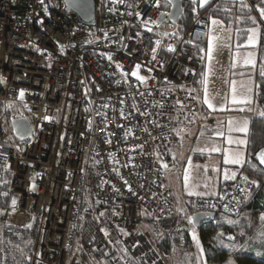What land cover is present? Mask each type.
I'll return each instance as SVG.
<instances>
[{"label":"built area","instance_id":"built-area-1","mask_svg":"<svg viewBox=\"0 0 264 264\" xmlns=\"http://www.w3.org/2000/svg\"><path fill=\"white\" fill-rule=\"evenodd\" d=\"M95 2L89 25L64 0H0L1 196L16 201L0 209V223L36 226L28 264H83L114 242L138 264H166L145 227L172 236L197 229L194 213L239 217L256 186L238 174L177 212L164 165H174L177 122L199 109L190 86L209 19L199 15L181 36H154L165 0ZM17 118L29 123L24 139Z\"/></svg>","mask_w":264,"mask_h":264},{"label":"rangeland","instance_id":"rangeland-1","mask_svg":"<svg viewBox=\"0 0 264 264\" xmlns=\"http://www.w3.org/2000/svg\"><path fill=\"white\" fill-rule=\"evenodd\" d=\"M245 1L248 4L247 7L253 4L252 0ZM213 19L217 23L213 24ZM209 20L211 23L209 42L204 47H199L198 53L204 66L201 86H196L197 88L190 86L197 98L206 105L207 109L209 108V116L197 117L193 123H190L192 120L185 121L186 125L179 129L180 143L178 141L179 144L177 143L173 149L174 165L172 168L166 167L167 187L176 202L179 214L186 213L187 210L184 209L192 198L209 197L213 194L219 182L225 180V172L231 175L236 170L238 164L226 163L225 160L237 155L243 157L246 146L236 141L248 137L250 129L247 124L252 117L261 114V110L255 106L254 99L256 55L262 31L261 24L250 28L248 37L253 35L252 30L255 29L253 42H249L247 37L243 45L239 46L231 27L226 26L217 18ZM159 25L162 28V24L159 23ZM173 30L174 28L166 26L162 29L161 36L169 37ZM206 100L208 103L205 102ZM209 103L212 104L211 108ZM238 103L241 104V109ZM212 121L213 123H210ZM240 127H246L247 131H236ZM229 138L233 143H229ZM199 154H208V157L197 159ZM241 174L252 181L247 174ZM261 214H254L251 209H244L239 217L229 218L228 215L226 217L228 221H243L246 229L239 227L229 233L223 232L224 235L212 239L213 246L220 250L230 249L234 254L246 249L249 241L260 243L258 233L264 230V221L260 220ZM145 228L150 230L151 237L158 236L152 244L154 243V249L166 264L204 263L205 252L200 239V229L185 226V230L191 236L190 242L187 243L185 237L183 241L185 231L182 234L171 236L170 248L165 252L161 245L164 236L160 235L157 228L154 229L152 226ZM193 233L203 248L202 256L196 240L193 239ZM98 253H103V256ZM82 259L83 264H138L132 254L118 242L109 244L108 248L99 250L95 255L83 256Z\"/></svg>","mask_w":264,"mask_h":264},{"label":"trees","instance_id":"trees-1","mask_svg":"<svg viewBox=\"0 0 264 264\" xmlns=\"http://www.w3.org/2000/svg\"><path fill=\"white\" fill-rule=\"evenodd\" d=\"M184 2V12L181 15L180 19L175 25H170V27L174 28L172 32H170V36H181L185 33H188L193 26L195 19L199 15H205L210 18H217L221 20L226 26L231 27L234 30L235 39L239 46L243 45L246 41L248 34L250 32V28L261 24V35L259 39V45L257 49L256 55V86H255V100L258 106V110H261V113H264V17L261 16L260 9L264 8L263 0H252L253 4L251 7H247L245 0H211L208 4L201 7L200 0H183ZM246 5V6H242ZM169 3L167 0L164 2V9L169 8ZM254 18V19H253ZM165 28V27H162ZM171 30V29H170ZM161 32H155L154 36H161ZM199 48L196 49V55L198 57ZM199 58V57H198ZM200 60V69L198 70L193 86L200 87L204 66L201 58ZM196 87V88H197ZM248 155L246 159V163L241 167L237 168L238 173L247 174L252 181H256L255 184L256 189H254L253 200L250 204L244 209H251L252 213L259 214L264 213V169L258 164L256 159L257 151L264 147V115H256L250 120V132L248 135ZM173 149L175 145L177 146L175 136L173 138ZM208 157V154H199L197 159ZM253 165H256L254 168ZM7 174L1 168L0 169V209H5L9 207L12 203L10 198L2 197L1 192L7 189ZM231 180L220 181L217 185V191L215 194L209 195V197H215L219 194L220 188L223 184L229 182ZM258 185V186H257ZM259 187V188H258ZM206 197V196H202ZM192 198L185 207L184 210L187 212L193 210L195 207V201L198 199ZM252 208H258L257 210H253ZM185 214V213H184ZM228 215L226 214H216L215 220L205 226L199 228L200 229V239L202 245L204 247L205 260L208 263H223L232 251L230 249H216L213 246L212 239L214 237H219L224 235L223 232H231V230L238 229L239 227L245 228V223L238 222L236 224H232L228 222L226 218ZM231 216H229L230 218ZM250 226V225H249ZM151 227V226H149ZM190 227V226H188ZM152 228H156L152 226ZM246 229V228H245ZM150 233V230H147ZM159 231V230H158ZM185 231V235H183L187 240V243L190 241V234L185 228L172 235L176 236L182 234ZM162 237L161 245L164 247L165 252L169 250L171 240L169 235L162 233L159 231ZM222 234V235H221ZM181 236V235H180ZM157 235L150 236L151 242H155ZM153 238V240H152ZM37 239V229L36 226H32L29 229H20L16 227H12L9 225L0 224V264H28L27 260L30 258L34 251L35 243ZM185 240V242H186ZM178 242L180 243L179 239ZM239 242V241H238ZM154 244V243H153ZM235 244V243H234ZM248 245H252L254 250L264 252V242H251L249 241ZM249 247V246H248ZM109 250V249H108ZM98 252V251H97ZM96 254V253H95ZM98 255H102L103 253H98ZM88 256V255H85ZM203 257V258H204ZM237 264H264V257L257 256L256 254H240L236 257Z\"/></svg>","mask_w":264,"mask_h":264},{"label":"water","instance_id":"water-1","mask_svg":"<svg viewBox=\"0 0 264 264\" xmlns=\"http://www.w3.org/2000/svg\"><path fill=\"white\" fill-rule=\"evenodd\" d=\"M168 1V0H167ZM67 10L75 17L78 21L86 24H93L96 19V2L95 0H64ZM169 3V2H168ZM169 8L167 13L165 11L161 12L159 20L160 21H170L175 24L180 19L184 12V2L183 0H172L169 3ZM13 127L17 135L26 136L29 132V123L25 118H17L13 120ZM264 149L260 148L257 153ZM256 153V154H257ZM256 159L258 164L264 169V165L259 163V159ZM194 220V227L199 229L206 224H209L215 220L216 214L214 212H198L191 216Z\"/></svg>","mask_w":264,"mask_h":264},{"label":"snow or ice","instance_id":"snow-or-ice-1","mask_svg":"<svg viewBox=\"0 0 264 264\" xmlns=\"http://www.w3.org/2000/svg\"><path fill=\"white\" fill-rule=\"evenodd\" d=\"M168 2L171 3L172 0H168ZM193 2H195V0H193ZM208 2H209V0H200V6L203 7V6H205V4H207ZM41 3H43V0H41ZM156 3H157V5H158V4H159V0H156ZM242 6H246V5H243V3H242ZM260 13H261V16L264 17V8H261V9H260ZM253 19H254V18H253ZM143 23H144L145 26H146L147 23H148V21H143ZM212 23L215 24V23H217V21H216L215 19H213V20H212ZM148 30L151 31L150 28H149ZM252 33H253V35H250V36L248 37L249 42H253V36H254V34H255V29L252 30ZM157 44H159V41H157ZM169 50H171V49H169ZM153 52H155V49H153ZM109 59H111L110 56H109ZM248 62H251V61H248ZM117 67H121V66H120V65H117ZM137 68H139V65H137ZM132 75L135 76L136 73L133 72ZM138 79H140L141 81H143L145 78H144V77H138ZM233 92H235V88H233ZM23 95H24V93H23V91H21V92H20V96H21V98L23 97ZM205 102L208 103L207 100H206ZM234 102H235V100H234ZM241 102H243V101H241ZM209 107H210V108L212 107V104H211V103H209ZM261 115H264V113H261ZM230 123H231V122H230ZM230 131H231V129H230ZM236 131H239V132H246V131H247V128H246V127H240V128H237ZM29 134H31V133H29ZM218 134H222V133H218ZM21 139H24L23 135L21 136ZM229 143H230V144L233 143V141L231 140V138H229ZM236 143H238V144H245L246 142H245L244 140H239V141H236ZM214 150L218 151L219 149H214ZM256 155H257V158L259 159V163H260L261 165H264V149H261V151H260L259 153H257ZM225 162H226V163H231V164H239V165H242V164L244 163V160H243V158H242L241 156L237 155V156H235L234 158H231V159H227V158H226ZM164 167H167V165H164ZM253 167L255 168L256 165H253ZM224 179H225V180H235V179H236V173L233 172L231 175H228V173L225 172V174H224ZM242 179H243V181H244L246 184H247V183L257 184L256 181H249V180H248V177H246V176L242 177ZM257 186H258V185H257ZM33 187H34V186H33ZM237 187L239 188V191H240L241 193H244V194H245V198H247V196H248V194H249L248 191H247V189H246V188H243V187H239V186H237ZM189 195H193V193H189ZM233 200H236V198L233 197ZM15 203H16V201H15V199H13L12 204L15 205ZM225 207L227 208V205H225ZM181 211H183V209H181ZM101 215H102V214H101ZM188 220H189V223H190V224H194V220H193L192 217H188ZM260 220H261V221H264V213L261 214V216H260ZM228 222H229V223H232V224H236V223H238V221H234V220H229ZM29 226H30V225H29ZM221 235H222V234H221ZM258 238H260L261 241L264 242V230H262L260 233H258ZM193 239L196 240L197 246H198V248L200 249V253H201V256H202V255H203V248H202V246H200V244H199V240L197 239L195 233H193ZM229 239H232V238L229 237ZM249 250H251V249H249ZM256 255H257V256L264 257V252L257 251V252H256Z\"/></svg>","mask_w":264,"mask_h":264},{"label":"crops","instance_id":"crops-1","mask_svg":"<svg viewBox=\"0 0 264 264\" xmlns=\"http://www.w3.org/2000/svg\"><path fill=\"white\" fill-rule=\"evenodd\" d=\"M210 25H211V23H210V20H209V27H208V41L207 42H209V34H210ZM208 44V43H207ZM254 99H255V97H254ZM199 100V99H198ZM199 109H198V112H197V115H196V117L194 118V119H190V120H192V121H190V123H193L195 120H196V118L198 117H202L203 115L204 116H209V112H210V110H209V108L207 109V107H206V105L204 104V103H202V101L201 100H199ZM238 105L240 106V109H241V104H239L238 103ZM255 106L257 107V109H258V106H257V104H256V100H255ZM202 108H203V110H202ZM238 108V107H237ZM239 109V110H240ZM254 112H255V110H253ZM221 113H224V111H221ZM253 118V117H252ZM251 118V119H252ZM250 119V120H251ZM185 121L186 120H180L179 122H177V128H176V130H175V139H176V142H178L179 141V143H180V136H179V129L180 128H182V126H185L186 124H184L185 123ZM210 123H213V121L212 122H210ZM248 125V127H249V129H250V121H249V123L247 124ZM250 132V131H249ZM248 138L249 137H247V138H244L243 140L246 142L245 144H243V146H246V150H245V154L243 155V160H244V163L242 164V165H237L236 166V170L235 171H233V172H235L236 173V175L238 174V169L237 168H241L245 163H246V159H247V155H248V149H247V144H248ZM235 139V138H234ZM178 143V144H179ZM243 146H241V147H243ZM173 167V166H172ZM171 167V168H172ZM232 172V173H233ZM215 189H216V191H217V188L215 187ZM216 191H214L213 192V194H215L216 193ZM248 237V236H247ZM244 238H246V236H244ZM249 247H247L246 249H244L243 251H241V252H235L234 254H233V252H232V254H230L229 256H228V258L223 262V263H219V264H237V262H236V257L238 256V255H240V254H252V253H254V254H256V251L254 250V248L253 247H250V246H252V245H248ZM249 249H251V250H249ZM231 260H233L232 262H231ZM203 264H217V263H208L206 260H204V263Z\"/></svg>","mask_w":264,"mask_h":264},{"label":"flooded vegetation","instance_id":"flooded-vegetation-1","mask_svg":"<svg viewBox=\"0 0 264 264\" xmlns=\"http://www.w3.org/2000/svg\"><path fill=\"white\" fill-rule=\"evenodd\" d=\"M166 10H168V9H166ZM161 22H162V21H161ZM161 24H162V27H166L167 24L175 25L176 23L173 24V23H171L170 21H163ZM168 27H170V25H168Z\"/></svg>","mask_w":264,"mask_h":264},{"label":"clouds","instance_id":"clouds-1","mask_svg":"<svg viewBox=\"0 0 264 264\" xmlns=\"http://www.w3.org/2000/svg\"><path fill=\"white\" fill-rule=\"evenodd\" d=\"M208 41V40H207Z\"/></svg>","mask_w":264,"mask_h":264}]
</instances>
